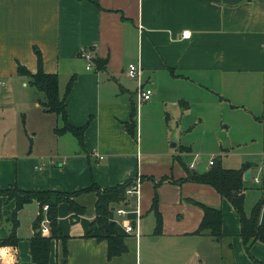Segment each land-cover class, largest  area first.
<instances>
[{
    "label": "crops",
    "instance_id": "crops-1",
    "mask_svg": "<svg viewBox=\"0 0 264 264\" xmlns=\"http://www.w3.org/2000/svg\"><path fill=\"white\" fill-rule=\"evenodd\" d=\"M185 30L191 35L184 37ZM83 48L108 58L107 68H87ZM36 49L44 70L58 74L61 93L75 75L66 109L70 124L86 125L83 145L69 132H55L62 117L42 109L29 77L19 72L20 65L37 72ZM137 62L141 75L131 78L128 65ZM0 81V189L77 192L71 198L84 209L75 216L68 202L60 204L59 225L67 239L53 241L49 264H253L232 202L189 177L208 171L212 157L222 164L223 154L202 158L189 145L169 144V132L160 148L145 149L144 108L141 115L138 110L172 99L173 113L181 114L182 99L195 95H217L238 108L246 133L238 148L223 149L222 165H250V214L264 194V0H0ZM141 85L153 94L140 102ZM139 176V199L132 195L125 202L130 211L117 212L125 203L110 210L128 248L109 258L108 241L98 238L101 230L93 223L98 192L83 190L93 183L101 189L132 185ZM156 194L159 233L152 209ZM201 204L222 209L224 239L195 233L204 216ZM15 206V199L0 200V239L11 232ZM40 211L35 200L19 210V242L0 245L1 264H36L30 241L40 231L34 226ZM260 219L264 223V203ZM128 222L139 234L125 232ZM250 250L264 262V242L255 241Z\"/></svg>",
    "mask_w": 264,
    "mask_h": 264
},
{
    "label": "trees",
    "instance_id": "trees-1",
    "mask_svg": "<svg viewBox=\"0 0 264 264\" xmlns=\"http://www.w3.org/2000/svg\"><path fill=\"white\" fill-rule=\"evenodd\" d=\"M36 53L38 55L37 72L33 73L23 65L19 66V72L29 77L31 86L36 87L39 91L44 93L45 101L41 102L43 110L62 117L64 124L62 127H56L55 132L57 134L69 132L79 140L81 145H83L86 125L74 126L70 124L66 109V97L73 87L75 75L69 79L65 91L61 93L58 74L46 72L43 68L42 55L38 49H36ZM107 62L108 58H94L97 69H106ZM134 115L135 112H133V116ZM128 128L130 131L133 130L132 123L128 125ZM249 166V164H244L240 168H227L216 159L208 171L204 173L190 172L189 177L197 182L214 186L223 196L227 197L232 202L240 216L241 236L253 260V264H264V262L256 258L250 250L252 243L255 241L264 242V223H262L260 219L264 203V194L254 205L252 212L250 214L247 213L245 207V190L247 189L245 185V173ZM131 183L132 182H126L104 189H101L96 183H93L83 190H95L98 192L97 216L93 223H97L100 227L101 234L98 238L108 241L109 258L122 255L128 248L125 243L124 234L119 231L118 224L110 220L109 213L114 205L127 201L126 190ZM76 194L77 192L69 193L54 189L23 190L16 186L0 189V200L5 199V196H7L6 198L16 200V206L9 216V220L12 222L11 232L6 238L0 239V245L18 244L19 237L17 231L20 224L18 212L26 203L35 200L39 202L41 211L34 222V226L39 230L42 220L47 216L50 219L51 234L43 235L41 231H37L30 241V254L34 263L49 264L53 241L62 240L65 242L67 239V236L59 225L60 204L68 202L75 216H79L84 211L83 207L71 198V196H75ZM158 204L159 201L156 194L154 196L152 209L155 211L157 217V233H159L162 228V217L158 210ZM45 205H48V210L46 212L43 210ZM201 206L204 209V216L195 233L208 234L219 239H224L225 236L222 231V209L207 204H201ZM64 252L65 257H67L68 252L65 245Z\"/></svg>",
    "mask_w": 264,
    "mask_h": 264
},
{
    "label": "rangeland",
    "instance_id": "rangeland-1",
    "mask_svg": "<svg viewBox=\"0 0 264 264\" xmlns=\"http://www.w3.org/2000/svg\"><path fill=\"white\" fill-rule=\"evenodd\" d=\"M31 88L39 95L40 102L45 101L43 92L34 86ZM220 98L217 95L214 97L195 95L190 99H182L186 102V108L181 109V114L173 113L172 99L163 106H155L150 110L145 109V105H141L138 114L141 115L144 108L142 133L145 149L160 148L165 143V136L169 132V144L175 140L180 144L189 145L194 152L205 154L202 158L223 154L221 157L223 164L225 160L223 149L231 146L238 148L245 136L243 132L246 133V130L243 121L239 119V111H237L239 109L230 107L229 102ZM181 101L177 100L176 106H179ZM41 107L43 109V105ZM194 115H198L195 122L192 120ZM24 120L27 121L26 117ZM28 120H34L36 124V116L33 118L30 113H28ZM236 160V157L229 159L230 162Z\"/></svg>",
    "mask_w": 264,
    "mask_h": 264
},
{
    "label": "built area",
    "instance_id": "built-area-1",
    "mask_svg": "<svg viewBox=\"0 0 264 264\" xmlns=\"http://www.w3.org/2000/svg\"><path fill=\"white\" fill-rule=\"evenodd\" d=\"M190 35H191V31H189V30H185L183 32L184 37H188ZM81 55H83L88 62L87 68H89V69L93 68L94 67V58H95L93 51L90 50L89 48H83L81 50ZM141 70H142L141 65L138 62L137 63H130L128 65V68H127V74L131 78H139L141 75ZM0 83H1V81H0ZM138 93H139V98H140V102H141V101H145V100L150 99L151 95L153 94V90L151 88L144 87L143 85H141L138 89ZM214 161H215V157L210 158L209 164L213 165ZM195 163L196 162H192L190 164V168H194L196 165ZM256 180H258V179L256 178ZM140 183H141V176L137 177L136 181L131 186H129L127 188V190H126L127 198L128 197L130 198V196H132V195H136L137 200L139 199ZM43 210L46 212L48 210V205H45L43 207ZM129 211L130 210H128V205H126V204H123L119 208H117V212L119 214L125 215ZM133 212H135L136 215L138 217H140V215H141L140 209H137ZM49 223H50V219L47 216H45V218L41 222V228H40V231L43 233V235H50L51 234V228H50ZM124 227H125L126 233L139 234V231L135 227V224H133L132 222L126 223L124 225ZM0 262H2L1 259H0Z\"/></svg>",
    "mask_w": 264,
    "mask_h": 264
},
{
    "label": "water",
    "instance_id": "water-1",
    "mask_svg": "<svg viewBox=\"0 0 264 264\" xmlns=\"http://www.w3.org/2000/svg\"><path fill=\"white\" fill-rule=\"evenodd\" d=\"M172 145L173 146H177V141L174 140L173 143H172ZM250 175H251V173L249 171H247L245 173V179H249Z\"/></svg>",
    "mask_w": 264,
    "mask_h": 264
}]
</instances>
